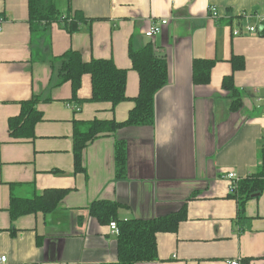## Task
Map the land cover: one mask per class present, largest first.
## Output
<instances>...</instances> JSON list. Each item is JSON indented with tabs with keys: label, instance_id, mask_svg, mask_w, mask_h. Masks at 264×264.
I'll use <instances>...</instances> for the list:
<instances>
[{
	"label": "crops",
	"instance_id": "crops-1",
	"mask_svg": "<svg viewBox=\"0 0 264 264\" xmlns=\"http://www.w3.org/2000/svg\"><path fill=\"white\" fill-rule=\"evenodd\" d=\"M216 6L217 20L209 6ZM63 15L85 19L72 33L53 22L31 32L28 0H0V264H104L117 260V235L89 208L117 204L116 220L149 219L185 209L173 231L156 233L157 258L134 264H264V189L238 199L225 173L258 176L264 145V0H58ZM167 19L153 38L145 32ZM260 32H249L246 26ZM239 29L238 34L233 30ZM151 41L168 65L154 95L153 121L98 135L75 171L73 133L89 120L125 121L139 91L129 48ZM68 49L85 62L111 58L126 69L127 100L93 102L82 75L76 99L56 86V61ZM244 66L233 70L231 58ZM194 59L213 60L210 81H193ZM233 75L235 96L222 87ZM36 98L42 118L33 137L13 138L8 120ZM78 107L79 110L73 108ZM125 165L117 175L115 144ZM66 190L56 207L10 218L12 197Z\"/></svg>",
	"mask_w": 264,
	"mask_h": 264
},
{
	"label": "trees",
	"instance_id": "trees-1",
	"mask_svg": "<svg viewBox=\"0 0 264 264\" xmlns=\"http://www.w3.org/2000/svg\"><path fill=\"white\" fill-rule=\"evenodd\" d=\"M58 0H28V18L31 32L38 31L40 27L46 28L56 22L68 33L79 29V23L85 19L79 12L73 15H63L57 6ZM263 27V26H262ZM261 27V28H262ZM261 33H264L262 29ZM128 55L132 68L139 76L138 95L133 98L134 106L128 113L125 121H104L99 119L89 120L85 123V129L74 127L73 156L75 171H83V150L88 142L98 135L113 132L121 126L150 124L153 121V98L157 90L168 81V65L164 57L156 53L151 41L138 49L129 48ZM56 61V86L69 81L72 87V98L76 99L81 78L84 74L91 77V96L93 102H110L112 107L121 101L127 100L125 93L127 70L118 68L111 58L91 59L85 62L81 53L68 49ZM233 70L243 68L242 57L231 58ZM214 66L213 60L194 59L192 65L193 81L197 84H205L210 81V74ZM222 87L231 91L234 97L232 107L239 106V94L234 86L233 75L224 76ZM36 98L21 103L19 115L8 120L9 134L13 138L33 137V129L36 122L41 120L42 114L35 107ZM115 161L117 175L120 176L125 165V147L123 141L115 144ZM261 166L258 176L242 179L238 184V199L249 198L254 192L264 189V147L260 153ZM66 190H45L41 195L32 198L12 197L8 211L10 218L34 213L37 211H52ZM117 204L106 200L94 201L90 205L91 214L100 221L109 222L115 219ZM185 217V209L149 219L116 220L119 228L116 241L117 260L104 264H134L138 261H151L157 258L156 233L173 231L179 222ZM108 222V223H109Z\"/></svg>",
	"mask_w": 264,
	"mask_h": 264
},
{
	"label": "built area",
	"instance_id": "built-area-1",
	"mask_svg": "<svg viewBox=\"0 0 264 264\" xmlns=\"http://www.w3.org/2000/svg\"><path fill=\"white\" fill-rule=\"evenodd\" d=\"M208 11L210 13V17L214 18V20H217L219 18V14L217 11L216 6L212 5L209 6ZM2 17L0 16V23L2 22ZM167 23V19H161L158 23H153L149 29L145 32L146 37L149 38H153L157 33H159L161 31V28L163 25H165ZM261 29L264 30V19L261 20ZM246 30L249 32H260L259 28L257 26H246ZM240 31L239 29H235L233 30L234 34H238ZM73 108H75L76 110H79L78 107L73 106ZM264 147V145H263ZM225 178L228 180V190L230 193H235L238 189V184L241 181V177H239L235 172L233 171H228L225 173ZM110 232L113 235H117L119 233V228H118V224L116 222V220H111L108 223ZM0 261L4 262L5 261V256H1L0 257ZM230 264H238V262L236 260H233L230 262Z\"/></svg>",
	"mask_w": 264,
	"mask_h": 264
},
{
	"label": "rangeland",
	"instance_id": "rangeland-1",
	"mask_svg": "<svg viewBox=\"0 0 264 264\" xmlns=\"http://www.w3.org/2000/svg\"><path fill=\"white\" fill-rule=\"evenodd\" d=\"M242 180V179H241Z\"/></svg>",
	"mask_w": 264,
	"mask_h": 264
}]
</instances>
